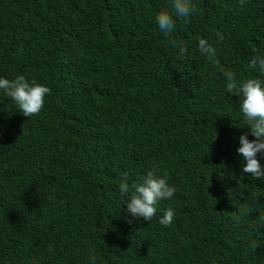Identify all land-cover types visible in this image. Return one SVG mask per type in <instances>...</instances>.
Listing matches in <instances>:
<instances>
[{"label": "trees", "instance_id": "obj_1", "mask_svg": "<svg viewBox=\"0 0 264 264\" xmlns=\"http://www.w3.org/2000/svg\"><path fill=\"white\" fill-rule=\"evenodd\" d=\"M192 2L172 35L182 59L155 23L170 0H0V77L50 88L29 118L0 91V264L264 262V229L230 219L253 201L264 211V180L242 172L239 137H255L222 73L259 77L264 0ZM153 167L176 188L157 211L176 213L160 249L144 239L154 217L130 226L119 190Z\"/></svg>", "mask_w": 264, "mask_h": 264}, {"label": "clouds", "instance_id": "obj_2", "mask_svg": "<svg viewBox=\"0 0 264 264\" xmlns=\"http://www.w3.org/2000/svg\"><path fill=\"white\" fill-rule=\"evenodd\" d=\"M244 2L245 0H239L241 6ZM194 8L192 0H170L169 5L161 10L155 18L159 31L169 38L173 47L180 48V58L182 59L187 55V49L182 43L178 44L177 41L173 40L172 35L176 31L177 18L182 19L185 23L190 22L189 18ZM217 36L221 41L224 39L223 33L218 32ZM198 49L209 63L219 66L220 61L217 50L207 39L198 38ZM248 67L258 70L259 77H264V56L253 55ZM222 73L225 80V92L240 97V111L251 135L255 137V139L249 140L248 133H244L239 137L241 146L237 149V152L246 161L242 172L251 174L253 178L264 180V166L257 158L258 153L264 154V79L256 77L238 80L232 71L222 70ZM0 91L11 98L19 108L20 113L28 118L40 114L45 104V98L50 94L49 87L34 80L30 82L23 75H18L11 80L0 77ZM122 175L119 190L122 196L129 197L126 203V211L131 214L130 217L126 215L128 224L135 226L134 218L150 222L154 217L153 230L144 239L153 242L160 249L173 237L163 234L159 227H167L173 224L176 220V213L171 207L164 212L163 216H161V212L157 211L166 207L172 201L170 198L175 194L176 188L168 183L167 174H159V169L156 167L147 171L139 183L132 182L129 184L128 174L123 173ZM254 204L255 201L248 203L238 211L229 213L230 219L237 225L248 218L251 221L248 232L251 234L261 232L264 229V211H258L262 206L256 208ZM255 211H258L259 215L254 219H250V213ZM141 226L144 227L145 225L141 224ZM170 233L174 234L171 229ZM136 237L141 238L140 232ZM257 247L256 242L252 240L250 248L255 251ZM124 263L127 264L128 262ZM92 264H95L94 259ZM182 264L220 263H215L212 259L203 261L190 259L188 263ZM250 264H264V262H252Z\"/></svg>", "mask_w": 264, "mask_h": 264}]
</instances>
